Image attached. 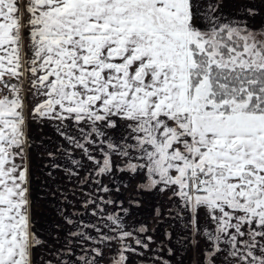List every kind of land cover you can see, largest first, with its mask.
I'll use <instances>...</instances> for the list:
<instances>
[{
    "label": "snow or ice",
    "instance_id": "obj_1",
    "mask_svg": "<svg viewBox=\"0 0 264 264\" xmlns=\"http://www.w3.org/2000/svg\"><path fill=\"white\" fill-rule=\"evenodd\" d=\"M25 11L0 0V264H171L156 255V228L126 222L155 192L188 233L178 243L203 239L198 264H264L258 11L229 15L223 0H27ZM30 121L60 138L49 177L89 189L81 207L93 219L64 217L74 230L55 260L35 255ZM121 188H132L127 207Z\"/></svg>",
    "mask_w": 264,
    "mask_h": 264
},
{
    "label": "rangeland",
    "instance_id": "obj_2",
    "mask_svg": "<svg viewBox=\"0 0 264 264\" xmlns=\"http://www.w3.org/2000/svg\"><path fill=\"white\" fill-rule=\"evenodd\" d=\"M27 5V0H21V7L23 9V20L28 19V13L25 11ZM263 21H264V10H263ZM255 22L253 21L252 24ZM259 25V24H258ZM257 25V26H258ZM25 37H27V33H25ZM28 132L30 134V138L32 141L31 149L29 152V163L31 164L30 169V200H31V213L33 217L34 230H36L41 236L43 244L39 248H48L50 242L53 243L52 251L56 252L57 250H62L66 248L65 240L63 243L56 244V238L54 235H57L60 238H67V233L70 230H74L72 225L66 222L64 217H69L73 220H76L80 217L73 216L72 213H77L78 209L81 208V191L87 190V187L81 188L77 186L75 181L69 182L67 178L63 177V173L54 172L53 175L56 177V180L53 181L47 170L45 171V162L48 160L47 152L52 147L60 143V138L56 135L54 131V126L47 123H42L39 121H30L28 126ZM54 150V149H53ZM83 175V173H81ZM125 181L128 180L127 177H123ZM134 180L132 184V188L135 187ZM59 186V191L56 190V186ZM132 188L125 190L121 188L120 199L125 201V207L129 197L133 194ZM117 193L113 192V196H116ZM67 197V203L64 202V197ZM85 199V198H84ZM111 206L109 207V211H111ZM142 210V209H141ZM63 211V215L61 214ZM90 211V210H89ZM84 217H86V212L83 211ZM133 208L131 211V215L126 217V222L132 223L133 220H136L133 215ZM141 215L142 219L147 220L153 218L152 214ZM84 217L83 220H84ZM32 219V218H31ZM44 220V221H43ZM51 225H47V223ZM150 221V220H149ZM62 226V227H59ZM49 229V230H48ZM39 230V231H38ZM58 231V234H57ZM56 234L53 235V233ZM52 239L53 241L49 239ZM47 241V242H45ZM203 247L199 246V248L194 247L192 245L183 246V249L179 251L181 248H177L174 253L180 252L178 262L180 264H198L203 258L201 256V249ZM78 254V250H77ZM38 256V255H36ZM40 257V255H39ZM66 257V256H64ZM57 258V257H56Z\"/></svg>",
    "mask_w": 264,
    "mask_h": 264
},
{
    "label": "crops",
    "instance_id": "obj_3",
    "mask_svg": "<svg viewBox=\"0 0 264 264\" xmlns=\"http://www.w3.org/2000/svg\"><path fill=\"white\" fill-rule=\"evenodd\" d=\"M241 4H244L247 7L254 8L258 11L259 14L257 16H255L254 18L249 19V23L254 27L261 26V23L263 21V13L262 12L264 10V0H223V9H224L225 13L231 15L239 9V6ZM21 10L23 13L22 7H21ZM253 21L255 22L254 24H252ZM25 44H27V37H25ZM135 184H136V182H135ZM88 190L89 189H87V190L83 189V192L86 193ZM141 195H142L141 207H139V208L133 207V212H134L133 214H137V215H133V217L136 220H139L140 222L146 221V222H148V226L150 228H156L157 229L156 233L154 234V239L158 243L163 241L164 244H166V245H164V248L161 249L160 251H158L156 253V255L163 257L165 260H170L171 264H180L178 262L179 259H173V258L174 257L179 258L180 254H181L180 250L183 249V243L184 242L181 241L178 243L177 240H178V238H180L182 236L188 235V233L185 232L184 230H182L177 225L175 219H172L169 217L168 209L171 206V203L167 199L168 194L167 193L160 194L158 192H155L152 194L141 193ZM81 197L83 198L84 196L82 195ZM157 206L160 207L161 213H162L158 218H156L154 215V209ZM126 207H127V205H126ZM147 212H150L148 214H152V216H153L152 220L150 218L147 221V220L142 219V217H140L141 215H145ZM88 218H89V220L93 219L91 216H89ZM166 229H170L172 231L173 235H172V241L171 242H169L168 240L165 239V230ZM57 234H58V231H57ZM200 246L205 247V243H204L203 239L200 240ZM152 247L156 248L157 245H152ZM169 247H171L173 249V254L171 256H169L168 251H167V249ZM178 247L181 248V249H179L180 252L174 253ZM197 248H199V247H197ZM138 259H139L138 257L133 256L132 257V264H136L135 262Z\"/></svg>",
    "mask_w": 264,
    "mask_h": 264
},
{
    "label": "flooded vegetation",
    "instance_id": "obj_4",
    "mask_svg": "<svg viewBox=\"0 0 264 264\" xmlns=\"http://www.w3.org/2000/svg\"><path fill=\"white\" fill-rule=\"evenodd\" d=\"M20 3H21V0H20ZM25 87H27V84L25 85ZM54 148L52 147L51 149H49V151L50 150H53ZM49 163V160H47L46 162H45V164L47 165ZM30 166H31V164H30ZM45 168V171L47 170V173L50 171V169L49 168H47V167H44ZM84 198L85 197H83L82 199H81V204H82V202H83V200H84ZM83 211H85L84 210V208H80V209H78V212L77 213H83ZM32 214L33 213H31V216H32ZM87 214V213H86ZM90 215H86V217H84V221H89V217ZM32 219H31V223H32V231L36 234V236L40 239V240H42V236L36 231V230H34V223H33V217H31ZM44 221V220H43ZM46 222V221H45ZM47 223V225H51L50 223H48V222H46ZM71 226V225H70ZM59 227H62V226H60L59 225ZM49 230V229H48ZM39 231V230H38ZM70 231H72V230H70ZM54 234H56V232H54L53 233V235ZM54 238H56V241H57V243L56 244H61V243H63L64 241H62V240H66L67 238H60V236L58 237L57 235H54ZM50 240L51 241H53L51 238L49 239V242H50ZM45 242H47V241H45ZM65 243V242H64ZM53 245V243L52 242H50L49 243V245H48V248H45V249H43V248H36L35 249V255H38L37 257H39V255H40V257L43 259V260H48V259H53V260H55L56 259V257H54L53 255H52V253H53V251L51 250L52 249V246ZM164 245H166V244H164ZM186 245H189L187 242H184L183 243V246H186ZM67 247V246H66ZM163 248H164V246H163ZM162 248V249H163ZM64 259H68V257L66 256V257H63ZM111 258V256L109 255V256H106V258H105V261H104V264H108V260ZM131 260H132V258H131ZM136 263V262H135ZM36 264H41V261L40 260H37L36 261Z\"/></svg>",
    "mask_w": 264,
    "mask_h": 264
},
{
    "label": "built area",
    "instance_id": "obj_5",
    "mask_svg": "<svg viewBox=\"0 0 264 264\" xmlns=\"http://www.w3.org/2000/svg\"><path fill=\"white\" fill-rule=\"evenodd\" d=\"M26 85V84H25Z\"/></svg>",
    "mask_w": 264,
    "mask_h": 264
}]
</instances>
